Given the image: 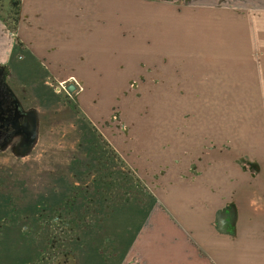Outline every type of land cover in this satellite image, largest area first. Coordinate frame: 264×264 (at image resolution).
<instances>
[{
    "label": "rangeland",
    "instance_id": "obj_1",
    "mask_svg": "<svg viewBox=\"0 0 264 264\" xmlns=\"http://www.w3.org/2000/svg\"><path fill=\"white\" fill-rule=\"evenodd\" d=\"M110 1L76 0L75 6L68 0L62 6L67 18L80 19L90 27L74 28L81 37L77 43H88L89 34H93L91 41L99 40L94 32L100 28L92 27L101 26V9ZM163 1L264 9V0ZM128 2L114 0L116 14L136 8ZM2 14L6 16V8ZM114 19L115 43L135 49L131 55L146 69L145 78H137L135 70L129 81L114 86L63 81L66 87L76 86L73 93L59 92L60 82L42 79L36 82V93L47 102L34 96L28 102L20 98L39 111L40 129L30 153L17 156L10 149L0 153V264H63L65 260L75 264L81 215L95 216L92 227L101 230L123 206L154 200L152 188L121 156L124 138L135 141L139 136L140 121L147 123V130H142L147 134L155 131L157 137L183 135L196 140L190 145L195 147L190 151L196 158L194 169L190 167L193 174L199 155L223 154L228 168L235 163L255 177L258 169V185L264 186V28H252L251 37L242 28H229L227 47L204 53L164 28L134 26L132 21L121 26L117 16ZM111 32L109 28V37ZM20 82L10 78L16 92ZM33 82L26 80L21 93L32 94ZM203 139L207 142L199 143ZM101 245L107 250L111 244Z\"/></svg>",
    "mask_w": 264,
    "mask_h": 264
},
{
    "label": "crops",
    "instance_id": "obj_2",
    "mask_svg": "<svg viewBox=\"0 0 264 264\" xmlns=\"http://www.w3.org/2000/svg\"><path fill=\"white\" fill-rule=\"evenodd\" d=\"M67 1L22 0L14 35L0 21V65L8 68L10 78L21 81L17 85L18 96L25 102L33 96L46 101L42 93H36V82L42 79L89 82L91 87L97 82L114 86L116 82L129 81L135 70L137 78H145L146 69L142 70L137 56L131 55L135 49L115 43V16L121 26H129L132 21L134 26L164 28L176 39L183 36L181 40L192 49L204 53L212 48H226L227 34L232 33L229 28H242L249 36L252 28H264V9L247 11L186 1L129 0L130 6L136 8L117 10L116 14L111 0L101 9V26L92 27L100 28L94 32L99 40L91 41L93 34H89L90 41L79 44L77 39L81 37L74 28L90 27L80 19L67 18L62 10ZM65 21L68 25L63 24ZM67 34L75 42L66 39ZM153 64L163 65L152 61ZM26 80L34 81L32 94L23 90L21 93ZM34 111L38 115L39 111ZM146 125L138 122L139 136L135 141L124 138L122 155L119 154L142 183L152 188L154 200L123 206L103 230L92 227L93 222L97 223L95 216L89 219L81 215V231L75 238V264H264V186L258 185V169V175L252 177L235 163L228 168L223 154L208 153L198 156L197 173L193 174L190 170L194 169L196 158L190 151L195 147L190 145L196 140L183 135L157 137L155 131H142L147 130ZM39 129L38 119L36 140L28 153L37 143ZM257 208L263 211L257 212ZM104 241L111 244L107 250L102 249Z\"/></svg>",
    "mask_w": 264,
    "mask_h": 264
},
{
    "label": "flooded vegetation",
    "instance_id": "obj_3",
    "mask_svg": "<svg viewBox=\"0 0 264 264\" xmlns=\"http://www.w3.org/2000/svg\"><path fill=\"white\" fill-rule=\"evenodd\" d=\"M9 78L8 68L0 65V153L10 149L22 156L25 146L36 140L39 116L24 105Z\"/></svg>",
    "mask_w": 264,
    "mask_h": 264
},
{
    "label": "trees",
    "instance_id": "obj_4",
    "mask_svg": "<svg viewBox=\"0 0 264 264\" xmlns=\"http://www.w3.org/2000/svg\"><path fill=\"white\" fill-rule=\"evenodd\" d=\"M158 1V0H150ZM22 0H0V21L11 34H16L20 20ZM7 9L6 16L2 14ZM67 262V260H65Z\"/></svg>",
    "mask_w": 264,
    "mask_h": 264
},
{
    "label": "water",
    "instance_id": "obj_5",
    "mask_svg": "<svg viewBox=\"0 0 264 264\" xmlns=\"http://www.w3.org/2000/svg\"><path fill=\"white\" fill-rule=\"evenodd\" d=\"M76 90V86L74 85V84H69L68 86H67V91L69 92V93H73L74 91ZM34 141H35V138L34 139H32L26 146H25V148H24V150L22 151V156H24V155H26L28 152H29V150H30V148H31V146L33 145V143H34Z\"/></svg>",
    "mask_w": 264,
    "mask_h": 264
},
{
    "label": "built area",
    "instance_id": "obj_6",
    "mask_svg": "<svg viewBox=\"0 0 264 264\" xmlns=\"http://www.w3.org/2000/svg\"><path fill=\"white\" fill-rule=\"evenodd\" d=\"M65 85V83H63V82H60L59 83V92L61 91V90H66L67 89V87L66 86H64ZM123 182L125 183V185H128L129 184V180H123Z\"/></svg>",
    "mask_w": 264,
    "mask_h": 264
}]
</instances>
